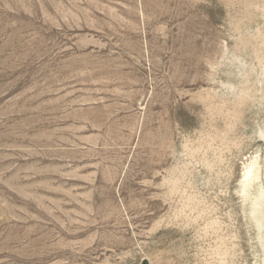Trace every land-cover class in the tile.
Returning a JSON list of instances; mask_svg holds the SVG:
<instances>
[{"label": "rangeland", "instance_id": "obj_1", "mask_svg": "<svg viewBox=\"0 0 264 264\" xmlns=\"http://www.w3.org/2000/svg\"><path fill=\"white\" fill-rule=\"evenodd\" d=\"M0 264H264V0H0Z\"/></svg>", "mask_w": 264, "mask_h": 264}, {"label": "bare ground", "instance_id": "obj_2", "mask_svg": "<svg viewBox=\"0 0 264 264\" xmlns=\"http://www.w3.org/2000/svg\"><path fill=\"white\" fill-rule=\"evenodd\" d=\"M257 159L253 158L249 164L245 167V172L243 174L244 179L241 182L242 191L246 192L247 189L254 183L258 178V166ZM250 208V207H249ZM253 212V211H252ZM258 214V213H257ZM256 221V220H255Z\"/></svg>", "mask_w": 264, "mask_h": 264}]
</instances>
